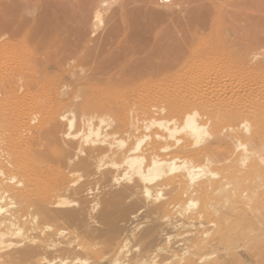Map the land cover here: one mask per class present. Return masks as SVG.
<instances>
[{"label": "bare ground", "instance_id": "1", "mask_svg": "<svg viewBox=\"0 0 264 264\" xmlns=\"http://www.w3.org/2000/svg\"><path fill=\"white\" fill-rule=\"evenodd\" d=\"M9 1L0 264H227L264 227L263 16L230 13L208 32L195 13L159 30L117 18L93 39L52 29L31 74L25 0ZM125 6L123 20L143 11Z\"/></svg>", "mask_w": 264, "mask_h": 264}, {"label": "rangeland", "instance_id": "2", "mask_svg": "<svg viewBox=\"0 0 264 264\" xmlns=\"http://www.w3.org/2000/svg\"><path fill=\"white\" fill-rule=\"evenodd\" d=\"M7 1L8 0H6V1L0 0V35L2 33V27H3L2 22H3V18H4V15L2 16V12H3L2 8H4L3 7V5H5L4 2H7ZM14 1L12 0V2H14ZM25 1H26V3H24ZM25 1L23 2V4H25V8L23 7L24 8L23 10L25 11V13H21L22 15H19L20 18H18V14L16 13L18 20H23L22 21L23 23L25 22L23 24V28H24L23 34L24 35L21 34L20 37L22 39L19 37V39L21 41H19V39H18L17 42H19L18 45L20 47H23V48H21V50L23 49L22 50V54H23L22 56L24 58H26V60L24 61L25 67L28 66V68H30V66H31L30 69L34 70V71H31L29 69V72L31 74L40 73L39 68L42 67V66H40V65H42V59H39L38 57L39 56L42 57V55H43V54H41V53H43L42 52L43 50L41 49L43 43H42V41L40 43L38 40L43 39L44 33H45V36L46 35L49 36V35H53V32L55 33L57 31H59V32H57V33H59L58 35H62V34L65 35L64 34L65 32L66 33L68 32L67 34H71L72 33L71 29L76 32V31H78L77 28L78 29L80 28L82 32L84 31V34H86V36L88 35V37H89V38L87 37L88 39H90V38L93 39L95 37H98L101 34V32L105 30L104 28L107 29L108 27H110V25L113 24L117 18H118L117 23L119 22V24H121V25H122V22L124 23L126 21L124 23L125 26L127 25V26L132 27L134 25L133 27L140 28V29H144L145 27H148V28L153 27L154 29L159 30V28H162V29L163 28L165 29L167 27L171 28V26L176 24L177 22L180 23V25H181V22L183 23L184 18L185 17L187 18L188 15H192L193 13H195V15H196V23H195L196 25L195 26H199L205 32H208L211 30V25L216 24L215 19H216V21L219 20L220 23L223 22L224 24L229 25L230 23H229L228 19H231V18H229V16L231 17L230 13H237V15L239 14V16H240V13H242L243 15H241V16H243V19L241 17H239L242 20H246V17L248 19H250L252 17L248 13H250L251 15L254 14V16L258 17V18L260 17V15L264 17V0H100V1H98V0H25ZM10 2H11V0L9 1V3ZM123 3H125V4H123ZM126 3H128V5H126ZM11 5L13 6V3ZM14 5H15V2H14ZM122 6H125L126 9H128L127 7L129 6L128 11L130 9H132L131 10L132 12L136 10L135 8H138V11H139V9H141L143 11H141L142 13L140 11H139V13H135V14L132 13V15H131V13H124L123 16H124L125 20H123V17H122L123 13L122 14L119 13L120 16L117 13L119 11L117 8L120 9ZM192 8H193L194 12H193V10H191ZM189 9L191 12H189ZM97 11L100 14V17H99L100 21H99L98 27L96 28L97 30L96 31L93 30V32H92V29H95V27L93 25L94 24L93 20H94L95 14H97L96 13ZM67 12H70V13H67ZM85 12L87 13V15ZM82 13L85 14L86 17L85 16L82 17V15H83ZM177 13H178V16L176 15ZM186 13L187 14L190 13V14L187 15ZM246 13L248 14L247 16H245ZM3 14H5V13H3ZM137 14H139V15H137ZM141 14H142V18L140 17L141 18L140 19L138 17V19H140V20L136 24L135 22L138 21V19H136L137 18L136 15L141 16ZM144 14H145V17H147V18L144 17ZM226 14H228V15H226ZM74 15H76V16H74ZM167 15H168V17L171 15L169 18L170 19L174 18V20H170L169 18H167ZM108 16H109V18H108ZM118 16L120 17V19ZM126 16L127 17L129 16V17L127 18ZM133 16H135V17H133ZM131 17L133 18L132 23H131V19H132ZM143 17L145 20L148 19L146 22L144 20L142 23L145 25V27H144V25H141ZM176 17L179 19L181 18L180 21L183 19V21L179 22V20ZM263 17L259 18L260 21L264 20ZM13 19H15V18H13ZM83 19L85 21H83ZM119 20H121V21H119ZM170 21L172 23L174 21V23L172 24ZM22 22H20V23H22ZM110 22H112V23H110ZM147 22H148V24H147ZM164 22H166V23H164ZM168 22H169V24H168ZM41 24H42V27H41ZM119 24H116V25H119ZM91 25H93V26H91ZM114 25H115V23H114ZM114 25H111V26H114ZM140 25L143 26V28H141ZM180 25H175V26L178 27ZM43 26H44V28H43ZM175 26H174V29L177 28ZM84 27H86V28H84ZM260 27H264L262 21L260 22ZM83 28L86 29L87 31L84 30ZM36 29L37 30L39 29L38 31H40V32H41V30L44 31V30L48 29L47 31H49L50 33L47 31L41 32L42 34L39 33V36L42 38L39 37L40 38L39 39L37 37V40H36L34 38V37H36L35 34H38V31ZM52 29H53V32H51ZM172 29H173V27H172ZM64 30H65V32H64ZM31 31L33 32V34L35 36L33 34L31 36V33H32ZM69 31H70V33H69ZM62 32H64V33H62ZM75 32H73V33H75ZM26 33H29V34H26ZM56 35L57 34L55 33L53 36L56 37ZM38 43H40V44H38ZM1 44H2V40L0 39V45ZM90 44H92V41L90 42ZM0 53H1V50H0ZM0 56H1V54H0ZM36 65H37V67H36ZM75 68L77 69V71H76V69H74L75 72H77V74H79V73L81 74V73L85 72L84 70H86V65L83 64V65H80V66L75 67ZM80 71H84V72H80ZM0 77L2 78L1 75H0ZM2 79H0V80L2 81ZM1 102H3V101H1ZM6 103H8V102L5 101L4 103H0V104H2V105H0L2 107V109H6V107L9 104V103L8 104H6ZM65 129H66V127H65ZM81 173H82L81 170L77 171V174H81ZM257 193H258V191L256 192V194ZM259 231H264V227L262 225H260V226L258 225V226H256V228L255 227L253 228L252 232L248 236H246L247 238L245 237V240L242 241L241 247H238V249H233L232 251L227 253V255H226V258H228V259H226L227 264H264V238H263L264 234H263V232H259ZM259 239L260 240L262 239V241H260ZM257 242H259V243H257ZM242 244H243V247H242ZM256 244H258V245H256ZM258 246H259V248H258ZM50 258H52V257L50 256ZM206 263H208V262H206ZM206 263L203 262V263H196V264H206Z\"/></svg>", "mask_w": 264, "mask_h": 264}]
</instances>
